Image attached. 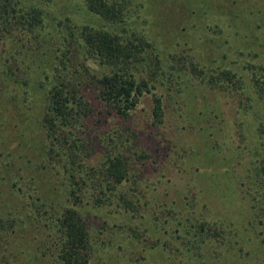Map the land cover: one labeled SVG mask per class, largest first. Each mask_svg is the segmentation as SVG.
I'll use <instances>...</instances> for the list:
<instances>
[{"label":"trees","instance_id":"obj_1","mask_svg":"<svg viewBox=\"0 0 264 264\" xmlns=\"http://www.w3.org/2000/svg\"><path fill=\"white\" fill-rule=\"evenodd\" d=\"M59 1L0 0V264H18V253L31 264H42V257L43 264L55 258L56 264H264V232L257 230L264 224L261 26L252 32L251 48L246 27L252 22L244 7L240 44L230 58L222 55L230 67H210L190 47L178 58L160 49L151 32L134 22L147 25L139 14L142 0H61L58 7ZM69 8L85 15H69ZM218 22L215 29H221ZM200 87L216 98L195 110ZM188 95L191 100L181 101ZM147 96L153 127L176 122L173 132L196 133L200 145L182 151H176L178 141L135 146L137 132L128 122ZM174 106L179 110L168 114ZM104 112L124 127L96 137L92 119ZM230 129L239 146L223 136ZM96 138L102 158L90 165ZM167 165L187 174L185 196L174 188L159 204L151 198L149 207L144 197L155 190L145 180L159 181ZM42 171L50 177L34 183ZM40 187L46 188L43 198ZM209 191L225 203L239 194L246 206L241 215L250 221L241 220L239 228L227 218L210 219L197 209ZM114 201L113 221L100 219L95 212ZM16 239L23 241L18 253Z\"/></svg>","mask_w":264,"mask_h":264},{"label":"rangeland","instance_id":"obj_2","mask_svg":"<svg viewBox=\"0 0 264 264\" xmlns=\"http://www.w3.org/2000/svg\"><path fill=\"white\" fill-rule=\"evenodd\" d=\"M142 2L144 4V8L140 10L139 14L140 17L147 22V25L141 22L140 19H135L134 22L138 25L139 23H142L141 26H144L151 32V34L156 38L157 46L160 49H162L166 53H171L178 58L182 55L185 56L186 53H188L185 50L190 47L193 52H189H195L194 54H196L198 58L203 59L205 64L209 65L210 67L216 66L213 63H218L219 65H226V67H230L228 61L222 59V55L225 52H229L230 58L232 51H234L233 47L240 44V36H243L245 27L241 22L242 15L239 14L244 7L247 9L245 13L249 16L252 22L251 25L249 24V26L246 27V42L251 46V48H253L256 44L255 39L252 37L253 30L257 25L261 26L260 31L264 30V18L261 16L264 15V0H142ZM56 5L58 7H61L64 5V3L60 0ZM248 10H253L254 14L250 15ZM66 11L69 15L71 13H74L78 18H81L85 15L79 8H76L74 10L72 8H69ZM259 11H261L260 15H258ZM235 15H238L239 18L235 19ZM227 18H229L228 22H233V25L230 28H228L227 24L225 23L227 21ZM231 18H233V21L231 20ZM85 20H90V17L88 15L85 16ZM216 22L219 23L221 29L214 28ZM199 89L200 93L197 96L198 99L195 100V110L204 108L205 104H207L208 106L214 105V100L216 98L215 94L203 87H200ZM191 98L192 95H188L181 101L188 102V100H191ZM227 102H229V104L232 106V103L229 100H227ZM139 107V109L142 111L139 110L138 112L133 114L131 120L128 122V125L131 126L135 132H137L138 137L135 142V146H138L140 148H148L152 147V145L158 141L168 143L163 144V146H167L172 145V143L178 141V147L176 151H182L187 144L195 146L200 145V139L196 133L193 134L190 131L180 132V130L178 132H173V129L171 127L174 128V124H176V122L171 121L169 125L166 124L161 128L153 127L150 123L151 99L149 96H147L143 100V103ZM174 110H179V107L174 106L172 108H169L168 114L173 113ZM168 114L167 121H169L171 117ZM226 116H224V119L229 118ZM182 117L183 119L180 121V123H183L185 119L184 116ZM190 119L194 121L195 116L191 115ZM92 122H94L95 125L98 126V129L94 132L96 137L103 136V132L110 128H114L116 126L124 127V124L121 120L117 119L113 115H109V113L106 112L96 115V117L92 119ZM223 136H230L231 140L234 141V146H239V138L234 134V132H232L231 129L228 130V132H224ZM93 142L94 144L92 147L97 152H95L88 161V164L90 165L96 164L102 158V149L100 144L98 143L99 141H97L96 138ZM10 147H12V145H10ZM10 151L18 153V150L16 148H11ZM158 154L159 153H154L151 158L145 161V170L149 167L153 158H157ZM29 158L32 159L31 156ZM248 159L249 157H245V159L243 160L242 158L241 161L247 162ZM22 162H18L17 166H22ZM155 167L157 169H162V166L160 164H155ZM166 167L169 169V171L166 169L160 170L165 176L160 178L159 181L158 179L152 178V176H148L150 177V181H152L151 184L147 180H145V183L150 186V189L155 190L154 192H151L144 197L143 203H148L149 207H154L151 198H156V204H159L161 203L160 201L164 200L165 191L172 192L174 188L177 189V192L179 194L182 192L183 196H185L184 185L186 183L187 174H184L183 172L178 173L177 170L170 165H167ZM185 167L188 168V166ZM16 168H13L12 170L17 172ZM25 168L26 167H24L23 165L22 169H24V172ZM188 171L190 172V170ZM44 172L47 171H42L41 174H38V176H36L34 183L40 184L37 181V177L39 179L40 177H50L48 172L46 175L44 174ZM17 174L22 175L23 172H18ZM27 174L29 176H34V174H30L29 172H27ZM4 176L5 174L0 173L1 184H4ZM153 177H157V175ZM198 184H196V191L202 190L198 186ZM37 189V194L41 196V198H43L46 188L40 187ZM33 191L35 190L33 189ZM197 193L199 194V192ZM208 193L210 197L207 200L205 198L200 199L199 203H197L199 204L197 206V209L203 210L204 212L208 213L210 219L214 218L217 220H224L225 218H227L230 219L232 223H237L239 228L241 220L244 221V224L250 221L243 219V215H241L243 208H245L246 206H242L240 204L241 196L239 194L233 197V200L235 199V201L225 203V201L220 200L217 195L213 196L214 192L209 191ZM204 199L206 200L207 205ZM22 204H24V202ZM116 210V204L114 201L110 205H105L103 209H99V211L95 213L97 214V216H99L100 219L110 222L113 221L112 218L115 216L114 213L116 212ZM87 221L95 225L97 222V220L93 218V215L87 216ZM257 226H259L257 228L258 231L261 230L264 232V224L262 226L260 224H257ZM32 232L33 234L30 235L35 234L34 230H32ZM242 232L244 235H247V232L243 230ZM22 234L19 235L20 238ZM263 238L264 235L260 237V239ZM30 243L32 244V242ZM12 244V248L16 251V253H18V251L21 250L23 241H21L20 239H16L12 242ZM262 247V253H264V246ZM16 255L18 264H31L30 261L25 259L24 254L20 255L18 253ZM55 260L56 258L49 259L46 264H56ZM39 261H43V264L45 262V259L43 260L42 257L39 259Z\"/></svg>","mask_w":264,"mask_h":264}]
</instances>
